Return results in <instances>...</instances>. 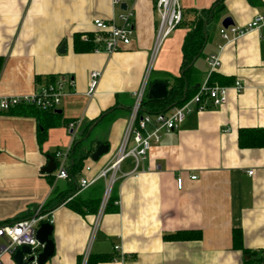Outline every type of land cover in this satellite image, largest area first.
Listing matches in <instances>:
<instances>
[{
	"label": "crops",
	"instance_id": "crops-1",
	"mask_svg": "<svg viewBox=\"0 0 264 264\" xmlns=\"http://www.w3.org/2000/svg\"><path fill=\"white\" fill-rule=\"evenodd\" d=\"M224 1L221 21L207 26L210 40L196 63L197 88L209 83L207 58L219 54L216 73L230 82L224 87L239 81L245 90L231 89L223 105L194 111L176 130L160 132L144 162L149 171L116 184L118 211L98 220V213L82 216L66 205L56 208L50 215L55 253L46 264H87L90 255L110 257L101 264H246L250 257L264 264V148L238 145L240 130H264V26L226 43L219 31L225 18L240 28L264 16V0ZM155 2L128 3L134 8L132 43L107 54L95 51L100 43L94 21L120 23L121 8L112 0H0V98L30 95L51 84H62L65 94L56 110L60 124L45 133L38 116L26 110L0 113V223L36 215L54 190L66 185L56 179L55 155L76 140L86 138L83 148L92 155L100 144L108 146L97 162L92 156L85 161L78 182L98 176L124 138L136 93L147 80L149 94L154 78L180 77L191 23L217 0H180L183 22L161 45L151 68L160 22ZM76 35L92 36L94 51L77 53ZM95 70L101 80L90 99L85 93ZM70 122L79 123L74 138ZM53 157L56 170L44 173ZM133 163L124 162L122 172L132 171ZM233 230L241 231L240 248L234 247ZM190 232L198 238H167ZM116 246L125 261H113Z\"/></svg>",
	"mask_w": 264,
	"mask_h": 264
},
{
	"label": "built area",
	"instance_id": "built-area-1",
	"mask_svg": "<svg viewBox=\"0 0 264 264\" xmlns=\"http://www.w3.org/2000/svg\"><path fill=\"white\" fill-rule=\"evenodd\" d=\"M134 1L135 0H112L114 6L121 8V13L118 16L120 21L119 24H117L114 19L108 21L95 19L94 27L98 33L96 41L100 43V46L95 50L96 52L112 54L119 52L123 46H129L132 43L135 27L134 8L130 7L128 3H133ZM155 3L160 22L154 45L155 49L151 59V68L161 45L172 35L173 31L181 25L184 19L180 0H156ZM124 4L126 8L122 7ZM261 26H264V16L259 15L246 27L239 28L233 25L224 28L222 26L219 31L223 41L226 43L238 40L240 37L255 31V29ZM207 65L211 77L212 73L216 72L222 65L220 55L212 54L208 57ZM89 79V86L85 94L88 98L92 99L95 97L99 87L101 72L95 70L90 74ZM147 84L148 80L138 93H136V101L133 106L132 116L129 120L124 138L112 160L95 178L89 179L83 177L79 180L78 194L83 193L85 190L97 184L100 180L105 181L103 197L98 210V220L99 217L106 212V207L113 197L114 188L120 179L129 176L137 178L141 173L149 171V168L144 167V162L148 157L151 147L160 141V132L164 131L170 133V131L176 130L184 123L186 116L194 111L199 113L208 109L209 105L214 107L223 105L231 89L235 90L238 94L245 90V86L239 81H236L230 87L219 85L210 86L208 82H205L199 87L197 95L184 103V106L175 108L167 114H144L139 117L142 101L147 95ZM64 96L62 84H51L46 88L38 89L35 93L30 95L0 98V113L8 112L22 105H30L36 109L38 108L47 112L56 111ZM78 129V122L69 123L68 131L72 138L75 137ZM70 149L71 147H68L64 151L56 152L57 180L66 181L69 179L67 165ZM128 159H132L135 166L132 171L123 173L122 164ZM90 170L91 167L87 166L86 171ZM252 173L253 172H249L250 175H252ZM192 178L194 180L197 179L196 177ZM182 187L183 180L178 178V188L182 189ZM116 204H118V202H116ZM48 218H50V215L43 214L40 209L36 215L26 218L25 220L17 221L11 225L6 224L0 226V238H2V242H0V264H4L3 257L5 255L9 254L12 256L17 249L27 245L32 248L34 255L39 253L41 247L39 242L36 241L35 235L41 223L46 222ZM115 252L117 255L113 260L114 262L126 260V255L121 251L120 246L115 247Z\"/></svg>",
	"mask_w": 264,
	"mask_h": 264
},
{
	"label": "trees",
	"instance_id": "trees-1",
	"mask_svg": "<svg viewBox=\"0 0 264 264\" xmlns=\"http://www.w3.org/2000/svg\"><path fill=\"white\" fill-rule=\"evenodd\" d=\"M254 5L258 3V0H249ZM225 11V1L217 0L212 5L210 10L202 11L191 23V29L186 35L183 47V58H182V70L180 77H174L172 80H163L166 83L169 95L166 99H151L149 94L146 95L141 104V110L139 117L144 114L155 115V114H167L169 111L184 106V103L191 100L198 93L197 84L199 82V72L196 69L197 60L203 56L206 44L210 40L207 26L214 22H220L222 14ZM95 45L93 44L92 36H89L87 40H82L81 35H76L74 39V49L77 53L79 52H91L94 51ZM158 79L154 78L150 82L152 86ZM229 80L217 74L212 73L209 79V85L219 84L226 86L229 84ZM26 110L29 115H36L40 120L45 131L53 125L60 124V115L56 111L47 112L44 110L36 109L30 105H22L9 110L10 113L22 114ZM103 116L96 119L99 122ZM69 125V123H68ZM76 140L71 148L70 157L68 161V174L69 179L66 180V185L58 187L54 190L52 198L43 206L41 212L43 214L51 215L56 208L61 205H66L72 211L85 216L86 214H97L99 206L102 201V194L104 191V185L102 181H99L94 186L85 190L83 193L79 192L78 177L82 174L84 169L85 161L92 156L90 150L83 148V141ZM238 145L242 149H259L264 148V130L263 129H243L239 131ZM49 182L54 185V177L49 176ZM113 196L110 203L106 207V212L118 211V207L114 205ZM27 218V217H26ZM26 218L16 219L8 223L9 225L25 220ZM51 218V217H50ZM50 218L46 222H50ZM7 224V223H6ZM0 223V226L6 225ZM233 243L234 247L240 248L242 246V236L240 230H233ZM198 238L197 233H176L173 236L167 237L168 239H180L186 240L188 238ZM251 256V253H248ZM110 260V257L106 255H90L87 264H101V262ZM114 260V259H113ZM261 260H252L251 257L247 260L246 264H258Z\"/></svg>",
	"mask_w": 264,
	"mask_h": 264
},
{
	"label": "water",
	"instance_id": "water-1",
	"mask_svg": "<svg viewBox=\"0 0 264 264\" xmlns=\"http://www.w3.org/2000/svg\"><path fill=\"white\" fill-rule=\"evenodd\" d=\"M126 8L124 4L122 6ZM233 20L231 18H225L222 22V26L228 27L233 26ZM149 98L151 99H166L169 95L167 85L164 82H155L149 89ZM109 148L105 144H100L95 153L92 155L91 159L94 162H97L102 156L108 154ZM56 161L55 158H50L48 165L44 169V173L53 174L56 170ZM37 230L35 239L39 242L41 251L34 255L32 248L30 246H24L20 249H17L12 255L14 259V264H46L49 259L54 257L55 253V243L51 239L54 227L50 222H43Z\"/></svg>",
	"mask_w": 264,
	"mask_h": 264
},
{
	"label": "rangeland",
	"instance_id": "rangeland-1",
	"mask_svg": "<svg viewBox=\"0 0 264 264\" xmlns=\"http://www.w3.org/2000/svg\"><path fill=\"white\" fill-rule=\"evenodd\" d=\"M0 242H2V238H0ZM3 258L4 264H14V259L11 255L7 254Z\"/></svg>",
	"mask_w": 264,
	"mask_h": 264
}]
</instances>
